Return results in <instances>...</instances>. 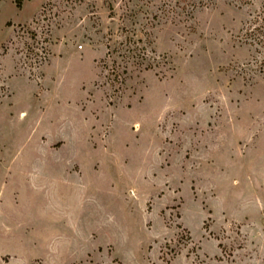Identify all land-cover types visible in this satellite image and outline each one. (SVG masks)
Listing matches in <instances>:
<instances>
[{
    "label": "rangeland",
    "instance_id": "rangeland-1",
    "mask_svg": "<svg viewBox=\"0 0 264 264\" xmlns=\"http://www.w3.org/2000/svg\"><path fill=\"white\" fill-rule=\"evenodd\" d=\"M0 264H264V0H0Z\"/></svg>",
    "mask_w": 264,
    "mask_h": 264
},
{
    "label": "trees",
    "instance_id": "trees-1",
    "mask_svg": "<svg viewBox=\"0 0 264 264\" xmlns=\"http://www.w3.org/2000/svg\"><path fill=\"white\" fill-rule=\"evenodd\" d=\"M18 7L21 8V0H16Z\"/></svg>",
    "mask_w": 264,
    "mask_h": 264
}]
</instances>
